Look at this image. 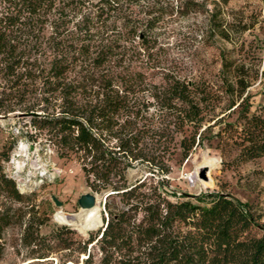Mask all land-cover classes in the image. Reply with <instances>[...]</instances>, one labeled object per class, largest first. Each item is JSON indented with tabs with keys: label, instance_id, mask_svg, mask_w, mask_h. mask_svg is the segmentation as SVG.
<instances>
[{
	"label": "trees",
	"instance_id": "16d2710c",
	"mask_svg": "<svg viewBox=\"0 0 264 264\" xmlns=\"http://www.w3.org/2000/svg\"><path fill=\"white\" fill-rule=\"evenodd\" d=\"M205 1L0 0V118H28L34 133L25 137L44 138L59 158L78 162L92 192L112 193L103 226L87 239L67 226L42 236L50 216L6 173L14 143L4 147L0 256L5 232L18 227L14 246L37 263L264 264V211L218 192L173 202L152 179L170 173L178 148L187 157L217 127L208 140L222 154L230 143L232 163L264 158V106L251 112L249 92L264 71L244 63L256 57L243 40L230 50L242 59L221 54L216 87L162 67L160 32L178 12L206 15L209 37L232 42L223 18L229 0H213V9ZM137 163L153 175L129 180Z\"/></svg>",
	"mask_w": 264,
	"mask_h": 264
},
{
	"label": "rangeland",
	"instance_id": "374dc122",
	"mask_svg": "<svg viewBox=\"0 0 264 264\" xmlns=\"http://www.w3.org/2000/svg\"><path fill=\"white\" fill-rule=\"evenodd\" d=\"M212 1H205L209 9H213ZM223 18L233 31L232 42L209 37L206 15L192 13L182 16L178 12V18L160 32L162 67L175 73L180 79L204 81L216 87L220 83L221 54L224 53L227 59H242L230 50L234 41L239 44L243 40L245 52L253 53L256 57L255 60L245 59L244 63L247 67L258 69L259 73L264 71V0H229ZM243 25H246L247 30L239 34ZM154 81L159 83L160 77ZM249 92L251 112H254L258 107L264 106V76L249 88ZM233 119L234 116L228 121ZM219 129L217 127L207 132L202 146L194 148L187 157L178 148L169 162L170 173L161 176L155 172L153 181H163V191L173 202L185 199L196 203L195 197L218 192L254 204L264 211V158L240 164L232 163L236 152L230 147V143L223 145L222 154L215 149L217 141L208 140ZM27 131L34 133L28 124V118H21L16 113L0 118V151L14 143L9 162L5 164L6 173L15 181L21 193L35 195V205L49 214L50 221L40 230L42 236L67 226L76 233V240L87 239L89 233H95L106 220L101 201L103 194L94 193L87 187L78 162L59 158L48 140L41 137L37 140L27 138L24 136ZM176 140L179 142L180 135ZM17 164H21L20 169ZM151 172L152 167L147 163H137L128 171L127 177L134 182L151 177ZM202 173L206 179H202ZM207 176L211 183L203 187L202 181H206ZM83 194L99 197L96 203L98 220L80 222L81 208L78 199ZM53 197L62 203L61 207L55 206ZM21 232L22 229L18 227L9 228L5 232L0 264H51L37 263L29 255L28 249L14 246L19 244ZM91 252L96 257L95 261H98L97 247H93ZM79 256L78 261L73 262H81L83 255Z\"/></svg>",
	"mask_w": 264,
	"mask_h": 264
},
{
	"label": "water",
	"instance_id": "95a60500",
	"mask_svg": "<svg viewBox=\"0 0 264 264\" xmlns=\"http://www.w3.org/2000/svg\"><path fill=\"white\" fill-rule=\"evenodd\" d=\"M2 118V117H1ZM202 179H206L204 174L202 173ZM109 194H112L111 192L110 193H106L103 195V197L101 198V201L103 202V210H104V203H105V200H106V197L109 195ZM52 201L53 203L55 204V206L57 207H61L62 203L59 202L55 197L52 198ZM78 204H79V207L81 209H91L95 206L96 204V196L92 195V194H83L80 196V198L78 199Z\"/></svg>",
	"mask_w": 264,
	"mask_h": 264
},
{
	"label": "bare ground",
	"instance_id": "6f19581e",
	"mask_svg": "<svg viewBox=\"0 0 264 264\" xmlns=\"http://www.w3.org/2000/svg\"><path fill=\"white\" fill-rule=\"evenodd\" d=\"M17 156V155H16ZM19 166V169L21 167V164H17ZM208 167V166H204ZM210 167V166H209ZM202 168V167H201ZM200 168V169H201ZM203 169V168H202ZM200 172V171H199ZM208 177V176H207ZM211 183L210 178L208 177L206 181H202V186L207 187ZM99 197H96V203H98ZM99 219V214L96 209V204L93 208L91 209H81V212L79 214V220L80 222H89L90 220L96 221Z\"/></svg>",
	"mask_w": 264,
	"mask_h": 264
}]
</instances>
